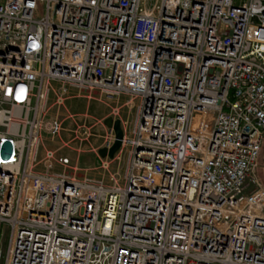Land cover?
Segmentation results:
<instances>
[{
  "label": "built area",
  "instance_id": "1",
  "mask_svg": "<svg viewBox=\"0 0 264 264\" xmlns=\"http://www.w3.org/2000/svg\"><path fill=\"white\" fill-rule=\"evenodd\" d=\"M81 93L139 100L98 179L40 153ZM262 140L264 0H0V264H264Z\"/></svg>",
  "mask_w": 264,
  "mask_h": 264
},
{
  "label": "rangeland",
  "instance_id": "2",
  "mask_svg": "<svg viewBox=\"0 0 264 264\" xmlns=\"http://www.w3.org/2000/svg\"><path fill=\"white\" fill-rule=\"evenodd\" d=\"M127 99V96L122 95L119 97L118 103L122 104ZM51 100L52 97L50 96L49 102H51ZM138 102L139 100L136 98L130 106L123 103L119 109V116L116 115L115 118L121 117V119H127L129 122L128 128H130ZM110 105H114V103H110ZM85 112L89 115L86 128H79L76 133L68 131L67 128L72 124V120L66 118L68 114L76 115L74 119L79 125L81 114ZM56 115L59 120H62V129L53 137H51L45 129L42 130L40 153L46 148H57V153L67 156L70 159V165L77 168L76 175H86L96 179L100 178L102 171L101 169H97V166L104 158H101L95 149L101 147L102 136L106 133L105 127L99 123V120L111 116L109 107H106L99 100L97 94L92 93L88 95L86 93H81L80 96L66 98L59 107L54 105L49 107L43 119L44 121H48ZM64 142L66 146H62ZM124 159L125 157L122 159V166L125 163ZM115 166L116 161L112 160L110 163V170L113 171ZM55 170L61 171V167L56 165ZM258 175L262 185H264V140H262L260 153L258 155ZM7 236V227L0 224V250L2 251L6 248Z\"/></svg>",
  "mask_w": 264,
  "mask_h": 264
},
{
  "label": "water",
  "instance_id": "3",
  "mask_svg": "<svg viewBox=\"0 0 264 264\" xmlns=\"http://www.w3.org/2000/svg\"><path fill=\"white\" fill-rule=\"evenodd\" d=\"M103 124L113 131L114 140L109 147H100L97 150V154L101 158L107 157L108 159H113L114 154L121 147V140L123 137V130L121 127L120 118H113L112 116H108L103 120Z\"/></svg>",
  "mask_w": 264,
  "mask_h": 264
},
{
  "label": "crops",
  "instance_id": "4",
  "mask_svg": "<svg viewBox=\"0 0 264 264\" xmlns=\"http://www.w3.org/2000/svg\"><path fill=\"white\" fill-rule=\"evenodd\" d=\"M120 119H121V117H120Z\"/></svg>",
  "mask_w": 264,
  "mask_h": 264
}]
</instances>
